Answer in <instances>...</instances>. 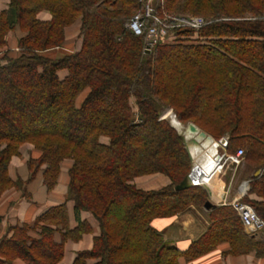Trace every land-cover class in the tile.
Instances as JSON below:
<instances>
[{
    "label": "trees",
    "instance_id": "16d2710c",
    "mask_svg": "<svg viewBox=\"0 0 264 264\" xmlns=\"http://www.w3.org/2000/svg\"><path fill=\"white\" fill-rule=\"evenodd\" d=\"M8 1L0 13V198L15 187L12 158L31 144L40 155L28 163L29 181L43 172L48 192L63 162H72L67 201L78 225L71 227L65 202L11 227L0 241V264L61 263L69 241L93 233L82 212L98 222L99 235L73 264L189 263L223 243L231 255H264L263 241L246 233L232 206L206 210L209 194L200 186L176 191L193 160L185 137L162 118L173 110L216 141L228 138V154L242 149L250 183L242 201L264 220V0H164L170 16H203L206 25L171 28L180 42L149 54L145 36L127 27L139 0ZM42 12L51 19L40 20ZM78 21L79 51L45 56L63 47ZM11 33L17 54L2 51ZM153 174L171 184L145 191L133 183ZM193 208L209 227L182 252L153 222Z\"/></svg>",
    "mask_w": 264,
    "mask_h": 264
},
{
    "label": "crops",
    "instance_id": "0c3cea01",
    "mask_svg": "<svg viewBox=\"0 0 264 264\" xmlns=\"http://www.w3.org/2000/svg\"><path fill=\"white\" fill-rule=\"evenodd\" d=\"M4 10L5 9H1L0 13ZM50 19L51 17L49 16V19H46V21ZM28 146V150L32 151L33 147L31 145ZM34 151L35 149L30 154L28 153L27 160L17 157L12 159L9 167V175L12 179H14V177L16 179L19 178L23 183L29 181L31 172L28 167V160L30 158L39 157V153L37 154V152ZM70 166L71 163H65L63 165L59 182L52 192H48L47 187L44 185L42 174L40 173L35 182L28 183V192L31 197L29 200L23 198L21 190L16 188H11L2 195L0 198V241L7 234L9 228L15 227L21 223L32 224L39 216L49 209L64 204L65 202H67L71 227H77L78 222L75 219L74 213L75 204L74 202L67 201V173ZM231 167L232 166H226L225 171L218 175L215 188L209 193V200L215 206H230L233 201L239 199L243 200L247 195L246 194L244 197L241 195L240 187L244 182L249 183L248 180H243V182L234 188L231 183H226V181L222 180L221 177L226 174L227 169H233V171L236 172L241 166L235 170ZM260 172L263 173L262 171ZM145 181L147 182H135V185H142V187H139L148 191L159 190L171 184L167 178L158 175L154 177L151 176L150 180ZM188 212L189 213L186 215L183 213L179 216L157 219L153 222V226L157 230L165 232L166 238L182 252L187 251L194 241L198 240L206 233L209 227L208 220L194 208ZM81 218L82 220L88 221L94 227L92 219L95 218L92 214L89 212H82ZM94 228L93 235H85L79 243L69 241L66 244L64 259L61 264H73L78 252L92 249L94 237L99 235V227L95 226ZM245 231L248 233L247 230ZM230 249L229 243H223L219 245L216 250L192 262L188 263L184 259H181L180 264H264V255L256 256L252 253L249 255L235 256L229 254ZM15 264L24 263L21 260H17Z\"/></svg>",
    "mask_w": 264,
    "mask_h": 264
},
{
    "label": "built area",
    "instance_id": "2783aa9c",
    "mask_svg": "<svg viewBox=\"0 0 264 264\" xmlns=\"http://www.w3.org/2000/svg\"><path fill=\"white\" fill-rule=\"evenodd\" d=\"M157 0H139L141 9L136 13L128 23V28L137 37L145 36L146 48L145 50L151 52L152 49L157 47L163 40L168 38L169 29L176 26H185L186 28H192L199 30L205 25V21L202 18L190 17V18H172L168 23L162 22L157 16L156 10ZM167 19V18H166ZM221 147L223 152L218 153L215 150L214 155H210L215 163L218 164L220 170L217 174L225 171L226 166H232L235 169L244 164V151L242 149L237 150L233 155L227 153L228 140L223 138L220 141L215 142V148ZM220 156V160L217 161L216 157ZM197 158L195 159L196 162ZM209 160V159H208ZM200 163L195 164L193 171L190 175L192 182L196 183L195 186H202L209 193L212 192V186L208 185L207 179L209 175L205 176L197 175L196 171L200 168ZM249 191V183L244 182L240 187L241 195L244 197ZM230 206L237 212L245 230L249 234L260 237L264 243V220L258 216L253 207L247 203H244L242 199L233 201Z\"/></svg>",
    "mask_w": 264,
    "mask_h": 264
},
{
    "label": "rangeland",
    "instance_id": "374dc122",
    "mask_svg": "<svg viewBox=\"0 0 264 264\" xmlns=\"http://www.w3.org/2000/svg\"><path fill=\"white\" fill-rule=\"evenodd\" d=\"M8 4H9V1L8 0H0V11H1V9L3 10V9H5V10H7L8 9ZM156 10H157V16L162 20V22H166V23H168L172 18H179V19H182V18H190V17H198V18H202V19H204V17L203 16H198V15H186V16H181V17H174V16H170L165 10H164V0H157L156 1ZM49 16L51 17V15H50V13H48V12H42V13H40L39 15H38V18L40 19V20H44V21H46V19H49ZM167 18V19H166ZM48 21V20H47ZM204 21H205V19H204ZM205 25H206V21H205ZM204 25V26H205ZM80 26H81V22L80 21H78V22H76L73 26H71V27H69V28H67V32H66V35H67V38H66V42H65V44L63 45V47L62 48H57V49H54V50H51V51H47V52H45V56H47V57H51V58H57V57H61V56H63V55H65V54H67V53H72V52H77V51H79V49L81 48V39L79 38V31H80ZM203 26V27H204ZM172 29L173 28H175V29H178V28H186L185 26H182V25H180V26H176V27H171ZM171 28L168 30L169 31V35H168V38L167 39H165V40H163L160 44H165V45H174V44H176V43H178V42H180V40H181V38H178L176 35H174V33H172L171 32ZM196 30V29H195ZM195 40V41H194ZM146 41V40H145ZM192 41H194V42H196L197 41V38H193V39H191V41L190 42H192ZM199 41H200V39H199ZM17 38H16V34L15 33H11L10 34V36H9V38H8V43H9V45H8V47L7 48H4L2 51H8V49L9 50H14L13 52L15 53V54H17L18 53V51H19V49L17 48ZM193 42V43H194ZM145 47H146V42H145ZM156 48V47H155ZM154 48V49H155ZM154 49H152L151 50V52L154 50ZM151 52H147L148 54L149 53H151ZM60 77L61 78H64L66 75H67V72L66 71H61L60 72ZM19 105H20V102H19ZM170 116V117H169ZM164 120H168L169 122H170V124H171V126L172 127H174L178 132H179V134H181L182 135V132H183V130L187 127V125L186 124H184V123H181L179 120H178V118L176 117V115H175V113L173 112V110H170V109H168V110H166V112H164V114H163V117H162ZM174 121H178V123L180 124V126H176L175 125V122ZM227 140H228V138H227ZM216 141V140H215ZM229 141V140H228ZM187 143V142H186ZM201 144H202V146H201V149H200V152H198V154H197V156H194V153H193V149L194 148H192V149H188L189 150V153H190V155H191V157H192V160H193V167H192V170H191V172L189 173V175L188 176H190L191 175V173H192V171H193V168H194V166H195V164H197L198 162L200 163V165L201 164H204L205 162H207V160L209 159V156H210V153H212L211 151H212V145L213 144H207V143H205V141H202L201 142ZM28 145H31V144H24V145H22L20 148H19V154L18 155H16V156H14L13 158H15V157H17V158H22V159H26L27 157H28V153L30 154L35 148H34V146L33 145H31L33 148V150L32 151H29L28 150V148H29V146ZM216 150H218V153H221V152H223V150H222V148L221 147H219V148H217ZM34 152H37V154L39 153L36 149H35V151ZM40 155V154H39ZM12 158V159H13ZM39 158V157H38ZM38 158H30L29 160H28V163L31 161V160H33V159H38ZM197 158V160H196V162H195V159ZM27 160V159H26ZM69 160H67V161H65V162H63V165L65 164V163H71V166H72V162L70 161V162H68ZM71 166H70V168H71ZM63 168V167H62ZM69 168V169H70ZM231 168H234V167H231ZM245 169H246V167H245V160H244V164L243 165H241V167L235 172V171H233V169H227V171H226V174L224 175V176H222L221 178H222V180H224V181H226V183H231V185H233V188L235 187V186H237V185H239L241 182H243V176L245 175ZM234 170H235V168H234ZM42 174L43 172H39V174ZM39 174H37L36 175V177L33 179V180H31V181H28V182H35L36 181V179H37V177H38V175ZM163 176V177H165V178H167L168 180H169V178L168 177H166L165 175H163V174H153V175H145V176H141V177H138V178H136L134 181H133V183L135 184V182H141V183H145V182H147V181H145V180H150V177L152 176V177H154V176ZM10 178H11V180L13 181V183H15V187L14 188H16V189H19V190H21V192H22V194H23V198H25V199H27V200H29L31 197H30V193L28 192V185H22L21 184V182H23L21 179H16L15 177H14V179H12V177L10 176ZM42 178H43V176H42ZM138 179V180H137ZM217 180V179H216ZM44 182V181H43ZM148 182H151V181H148ZM169 182H171L170 180H169ZM140 187H142V185H139ZM139 186H137V188H139V189H141ZM169 186V185H168ZM200 187H202V186H200ZM24 189L26 190V191H24ZM55 189V188H54ZM53 189V190H54ZM142 190H144V189H142ZM145 191H147V190H145ZM148 191H150V190H148ZM208 192V191H207ZM68 194V193H67ZM208 194H209V192H208ZM210 201V200H209ZM68 202H73L72 200H69ZM194 211V210H193ZM69 212V211H68ZM75 213V212H74ZM189 212L187 211V212H185L184 214L186 215V214H188ZM202 215V214H201ZM69 217H70V215H69ZM75 219H76V217H75ZM93 220V222H94V227L95 226H98L99 227V225H98V222L95 220V219H92ZM21 224H24V223H21ZM70 225H71V220H70ZM91 226H92V224H91ZM93 226H92V228L95 230V228H94ZM72 228H74L73 226H72ZM97 230V229H96ZM248 234V233H247ZM88 235H93V233L92 234H88ZM249 235H251V234H249ZM257 240H261L260 239V237H256L255 235H253ZM75 243V242H74ZM77 243H79V242H77ZM93 248V247H92ZM78 253H80V252H78ZM78 253L76 254V257H75V259L77 258V255H78ZM64 259V258H63ZM63 261V260H62ZM62 261H61V263H62ZM75 261V260H74ZM61 263H59V264H61ZM94 263V261H89V264H93Z\"/></svg>",
    "mask_w": 264,
    "mask_h": 264
},
{
    "label": "water",
    "instance_id": "95a60500",
    "mask_svg": "<svg viewBox=\"0 0 264 264\" xmlns=\"http://www.w3.org/2000/svg\"><path fill=\"white\" fill-rule=\"evenodd\" d=\"M182 134L186 139L188 149H192V148H200L201 149V146H202L201 142L202 141H205V143H211V144L216 142L212 136L208 135L205 131L201 130L199 127H197L193 123L187 124V127L183 130ZM216 160L219 161L220 156H217ZM260 173L261 172L258 171L256 173V176H259ZM195 185H196V183L192 182L190 176H188L178 186H176L175 189H176V191H183V190L189 189ZM214 207H215V205L212 204L210 201H208L205 204L206 210H210L211 208H214Z\"/></svg>",
    "mask_w": 264,
    "mask_h": 264
},
{
    "label": "bare ground",
    "instance_id": "6f19581e",
    "mask_svg": "<svg viewBox=\"0 0 264 264\" xmlns=\"http://www.w3.org/2000/svg\"><path fill=\"white\" fill-rule=\"evenodd\" d=\"M174 122H175L176 126H180L178 121H174ZM207 144L211 145V143H207ZM193 150H194L193 151L194 156H197L198 152H200V148H194ZM215 150H216L215 143H213L212 151H211L212 153H210V155L213 156L215 153ZM219 170H220V168H219L218 164L215 163V161L212 159V157H209V160H207V162L200 165V168L196 171V173H197V175H201L203 177L205 176V174L209 175V177L207 179V183H208V185L212 186L211 188L214 190L215 182H216L217 174H218Z\"/></svg>",
    "mask_w": 264,
    "mask_h": 264
}]
</instances>
